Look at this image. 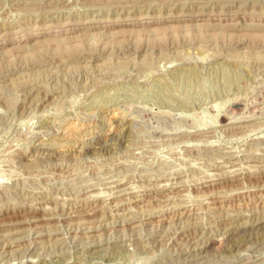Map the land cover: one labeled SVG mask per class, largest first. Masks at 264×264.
<instances>
[{
  "label": "rangeland",
  "instance_id": "1",
  "mask_svg": "<svg viewBox=\"0 0 264 264\" xmlns=\"http://www.w3.org/2000/svg\"><path fill=\"white\" fill-rule=\"evenodd\" d=\"M0 264H264V0H0Z\"/></svg>",
  "mask_w": 264,
  "mask_h": 264
},
{
  "label": "bare ground",
  "instance_id": "2",
  "mask_svg": "<svg viewBox=\"0 0 264 264\" xmlns=\"http://www.w3.org/2000/svg\"><path fill=\"white\" fill-rule=\"evenodd\" d=\"M46 219V218H45Z\"/></svg>",
  "mask_w": 264,
  "mask_h": 264
}]
</instances>
